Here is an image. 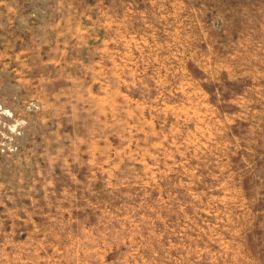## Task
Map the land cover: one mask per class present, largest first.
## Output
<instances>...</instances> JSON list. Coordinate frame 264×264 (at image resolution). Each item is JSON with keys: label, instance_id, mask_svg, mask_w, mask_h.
<instances>
[{"label": "rangeland", "instance_id": "rangeland-1", "mask_svg": "<svg viewBox=\"0 0 264 264\" xmlns=\"http://www.w3.org/2000/svg\"><path fill=\"white\" fill-rule=\"evenodd\" d=\"M0 264H264V0H0Z\"/></svg>", "mask_w": 264, "mask_h": 264}]
</instances>
